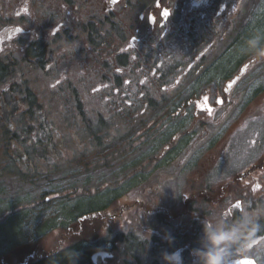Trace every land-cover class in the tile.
<instances>
[{
  "label": "flooded vegetation",
  "instance_id": "obj_1",
  "mask_svg": "<svg viewBox=\"0 0 264 264\" xmlns=\"http://www.w3.org/2000/svg\"><path fill=\"white\" fill-rule=\"evenodd\" d=\"M98 3L87 68L109 109L160 111L133 139L150 144L148 155L103 184L108 202L61 237L28 243L0 264H40L73 247L86 256L76 264H203L206 230L239 229L256 245L264 238V0ZM136 242L145 246L129 253ZM181 249L179 261L166 258ZM253 252L263 264L264 247Z\"/></svg>",
  "mask_w": 264,
  "mask_h": 264
},
{
  "label": "trees",
  "instance_id": "obj_2",
  "mask_svg": "<svg viewBox=\"0 0 264 264\" xmlns=\"http://www.w3.org/2000/svg\"><path fill=\"white\" fill-rule=\"evenodd\" d=\"M98 1L0 0V12L5 16L6 11L14 14L26 6L25 14L17 18L6 16L5 20L2 17L0 25L14 18L23 22L24 29L34 33L30 44L23 39L26 44H18L16 51L0 53V150L3 149L0 166L5 170L3 175L33 182V178L41 175V170L58 173L63 167L73 165L88 169L109 167L128 152L120 141L134 142V136L139 135H128L133 127L131 123L137 118L148 121L153 114L154 111L141 109H109L98 91L99 80L96 73L87 68V52L81 51L82 43L88 42L87 34L90 44L98 39ZM43 34L45 40L36 38ZM134 114L137 117H133ZM116 141L119 143L113 145ZM69 152L71 154L67 155ZM89 152L92 156H88ZM95 157L94 163L89 164ZM81 191L85 193L84 189L75 190L76 193ZM29 208L32 206H21L0 216L2 221L20 215L19 220L10 221L16 226L13 241L17 243L10 248L20 244L19 236L23 235L20 220L28 217ZM4 233L0 227V240L5 241L1 239ZM2 245L0 243V247ZM85 258L83 250L73 247L40 264H76Z\"/></svg>",
  "mask_w": 264,
  "mask_h": 264
},
{
  "label": "rangeland",
  "instance_id": "obj_3",
  "mask_svg": "<svg viewBox=\"0 0 264 264\" xmlns=\"http://www.w3.org/2000/svg\"><path fill=\"white\" fill-rule=\"evenodd\" d=\"M25 7L26 6L23 7L21 12L18 11V13L14 14L6 11V16L9 18H17L19 14L26 13ZM11 10L14 11L13 8H11ZM0 16V18L3 17L5 20L6 16L4 12H0ZM38 18L39 17H37V20ZM10 20V22L0 25V53L13 51V49L16 51L17 46L26 44L23 39L27 40L29 44L34 40L33 31L30 29L24 30L25 25L23 22L14 21L16 20L14 18ZM36 38L41 40L43 38V40L46 39L44 34ZM86 44L84 42L82 43L81 51H86L88 47ZM117 112L118 111H115V113ZM159 113L160 111H154L148 118V121L147 118L145 121L142 119L138 120V118L135 119L131 123L133 124V127L131 126L132 129L130 130V133L128 130V135L146 134V131L144 130L147 126V122L152 120ZM104 114L107 115L108 113L104 112ZM132 116L137 117L136 114ZM144 124H146V126ZM115 134L116 131L112 133V135ZM117 143H119V141L114 142L113 145H117ZM133 143L134 142L132 141L125 142V145L132 146ZM149 146L150 144H148L147 141L144 143L135 142V149L131 150L129 148L128 152H125L122 158L117 160L118 162H114L111 166L106 168L97 166L88 169L82 166L73 165L63 167L58 173L41 170V175L33 178V182H23L19 181L17 177L3 175L5 170H2L0 166V216L8 214L9 210L30 205L32 208L28 209V217L24 218L25 215H23L22 217L24 219L20 220V227L23 233V235L19 236L20 242L26 244L37 242L44 236V233L50 231L51 233L47 235V238H54L53 236H55L56 233L65 232L69 229V225L76 224L73 220L83 215L85 211L92 210L99 207L100 204L108 202L109 192L106 191H109L110 189L108 186H106L107 189H102L101 187L103 184L112 180H117L121 175H124L127 170L133 169V166L137 162L140 163V161L148 155ZM71 147L72 146H69V149H71ZM2 150L3 149L0 150V153ZM69 154H71V152L67 155ZM88 156H92V153L89 152ZM93 159L94 160H91L88 163L93 164L97 157ZM80 188L85 190L92 188L95 189V191L92 190L93 192L89 194H82L83 191L76 193L75 190ZM68 190L73 192L66 195L67 197H60L58 194V197L51 196V194H60L61 192H66ZM43 198H45V200ZM11 217L12 218L8 217L0 221L2 232H5L1 235V239H5V241L0 240V243H3L0 247V263H2L1 257H3L1 256V253H7L11 246L17 244H14L13 241L15 239L14 228L16 226L10 223V221L11 219H13V221L19 220L20 215L16 216L15 214ZM10 241L13 242L8 243ZM42 241L46 242V239H42ZM134 245L135 246H132V250H130L129 253L136 251V249H134L136 246H145L140 243L137 244V242ZM19 247L21 246L12 247L10 252L15 251Z\"/></svg>",
  "mask_w": 264,
  "mask_h": 264
},
{
  "label": "clouds",
  "instance_id": "obj_4",
  "mask_svg": "<svg viewBox=\"0 0 264 264\" xmlns=\"http://www.w3.org/2000/svg\"><path fill=\"white\" fill-rule=\"evenodd\" d=\"M206 2V0H201ZM260 226L257 225V231ZM230 230L221 231H207L206 235L210 246L201 254L203 264H241L247 258L254 255V247H264V238L257 241L256 245L251 244V240L245 237V234L239 229L236 230L235 235H229ZM255 235V234H254ZM181 250H177L173 255L167 256L168 260L179 261L181 257ZM259 258V257H258Z\"/></svg>",
  "mask_w": 264,
  "mask_h": 264
},
{
  "label": "water",
  "instance_id": "obj_5",
  "mask_svg": "<svg viewBox=\"0 0 264 264\" xmlns=\"http://www.w3.org/2000/svg\"><path fill=\"white\" fill-rule=\"evenodd\" d=\"M241 264H256V262L254 260H251V259H246V260L242 261Z\"/></svg>",
  "mask_w": 264,
  "mask_h": 264
},
{
  "label": "snow or ice",
  "instance_id": "obj_6",
  "mask_svg": "<svg viewBox=\"0 0 264 264\" xmlns=\"http://www.w3.org/2000/svg\"><path fill=\"white\" fill-rule=\"evenodd\" d=\"M162 16H163L165 19H167V17L169 16V12H168L167 9H165V10L163 11ZM153 19L155 20V18H153Z\"/></svg>",
  "mask_w": 264,
  "mask_h": 264
}]
</instances>
